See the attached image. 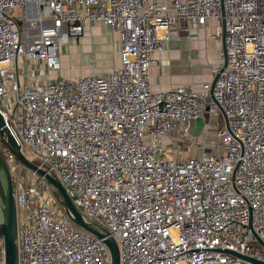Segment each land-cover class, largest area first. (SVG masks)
<instances>
[{
	"label": "built area",
	"instance_id": "obj_1",
	"mask_svg": "<svg viewBox=\"0 0 264 264\" xmlns=\"http://www.w3.org/2000/svg\"><path fill=\"white\" fill-rule=\"evenodd\" d=\"M209 21L212 38L224 31L213 85L152 91L151 56L172 27ZM97 25L117 34V64L60 76L75 70L62 67L60 48ZM206 106L227 128L208 154L202 143L184 160L178 144L194 141L188 128ZM0 116L23 157L113 238L119 264H250L231 253L264 263V0H0ZM0 155L17 264H110L43 175L3 143Z\"/></svg>",
	"mask_w": 264,
	"mask_h": 264
},
{
	"label": "crops",
	"instance_id": "obj_2",
	"mask_svg": "<svg viewBox=\"0 0 264 264\" xmlns=\"http://www.w3.org/2000/svg\"><path fill=\"white\" fill-rule=\"evenodd\" d=\"M215 25L214 21H209L203 27L195 28L189 32L184 31L181 22H177L172 27L171 38L164 50L153 53L151 56L153 62L149 68V83L152 91H164L189 84L199 89L201 84L212 81L210 67L222 63L219 56L221 38H212ZM117 39L118 36L115 32L106 30L102 25L85 28L81 37L70 39L67 45L61 47V58L66 59L67 56L73 55L76 60L88 63L92 50L95 56L101 58L100 62L94 63L95 66L102 64L104 67L115 66L117 64ZM112 60L113 64L110 65ZM61 63L63 65L62 60ZM89 71H85L83 74ZM60 75L66 76V71L63 70ZM209 124L210 122L203 123L199 133L196 136L191 135L195 137L194 141L188 139L186 142L178 144V147L189 149L193 145L198 149L202 143L205 149L212 147L208 138L202 136L204 128H208ZM209 129L211 128L209 127ZM205 134L212 135L208 130Z\"/></svg>",
	"mask_w": 264,
	"mask_h": 264
},
{
	"label": "water",
	"instance_id": "obj_3",
	"mask_svg": "<svg viewBox=\"0 0 264 264\" xmlns=\"http://www.w3.org/2000/svg\"><path fill=\"white\" fill-rule=\"evenodd\" d=\"M223 27L221 29V52L223 53ZM225 67V59H222L221 67L217 74L213 77L211 85L215 82L219 73ZM222 114V112L220 111ZM223 126L227 128L226 119L222 114ZM0 138L7 149L15 156V158L26 168L35 171L39 175H43L44 179L53 186L55 196L57 197L60 206L62 207L67 218L80 229L86 231L97 239H101L102 243L106 246L110 264H119L117 245L108 232L92 222H87L74 208L71 201L65 194L60 182L53 173L48 172L44 167H37L29 163L21 154L19 145L15 142L14 138L8 133L0 116ZM0 239L3 244L4 264H17V226L14 196L12 193V186L9 173L3 158L0 155ZM234 256L247 261L250 264H264L251 260L249 258L239 256L231 253Z\"/></svg>",
	"mask_w": 264,
	"mask_h": 264
},
{
	"label": "rangeland",
	"instance_id": "obj_4",
	"mask_svg": "<svg viewBox=\"0 0 264 264\" xmlns=\"http://www.w3.org/2000/svg\"><path fill=\"white\" fill-rule=\"evenodd\" d=\"M19 15V9H16L14 11V16L18 17ZM67 45V44H66ZM61 49V48H60ZM90 57H89V62L88 63H83L82 61H78L75 59V57H73V55L67 56L66 59H62L63 65L62 67L65 69L67 64H73L75 66V70L72 71L71 73L66 72V76H71V77H78L83 75V73L85 71H89L91 69L97 71V72H102L105 71L106 69H109L111 66H106L104 67V65H97L95 66L94 63H98L100 62L101 58L98 56H95L94 52L91 50L90 51ZM60 56H61V52H60ZM114 58V56H112ZM113 64V60L112 63L110 65ZM109 67V68H107ZM62 73V71L60 72V74ZM61 76V75H60ZM209 100V97H205V103H207ZM12 102V100H11ZM212 111H214V113L218 114V118H216L215 114H208V107H204L203 112H202V116L198 117L194 122H191L189 128H188V133L196 136V134L199 133L202 124H207L208 122H210L209 127L211 129L208 128H204L206 130L209 131V134H212L211 136H208V134H202V136H205L206 138H208L211 146L216 145V130H219L220 128L223 127V118H222V114L220 113V111L216 108L213 107L211 108ZM202 118H203V122H202ZM209 148L205 149L206 154L209 153ZM199 150L196 149L195 146L192 145V147H190L189 149H187L186 147H180V153L182 154L181 157L182 159L186 160L188 157L190 156H194L197 155L199 152ZM24 174V171H22V175ZM51 188H53V186L51 185Z\"/></svg>",
	"mask_w": 264,
	"mask_h": 264
},
{
	"label": "trees",
	"instance_id": "obj_5",
	"mask_svg": "<svg viewBox=\"0 0 264 264\" xmlns=\"http://www.w3.org/2000/svg\"><path fill=\"white\" fill-rule=\"evenodd\" d=\"M0 143H3V142L1 141V138H0Z\"/></svg>",
	"mask_w": 264,
	"mask_h": 264
}]
</instances>
